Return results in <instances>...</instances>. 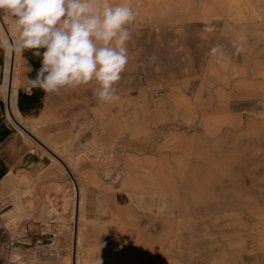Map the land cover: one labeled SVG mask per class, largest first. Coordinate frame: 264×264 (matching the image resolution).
I'll list each match as a JSON object with an SVG mask.
<instances>
[{
  "label": "rangeland",
  "instance_id": "374dc122",
  "mask_svg": "<svg viewBox=\"0 0 264 264\" xmlns=\"http://www.w3.org/2000/svg\"><path fill=\"white\" fill-rule=\"evenodd\" d=\"M136 3L120 99L99 102L89 84L80 110L83 86L69 88L67 125L38 124L45 137L65 133L62 159L76 194L34 145L48 163L42 170L60 184L38 215L35 191L16 192L29 203L23 214L15 215V201L4 205L0 224L10 218L19 255L13 264L59 257L55 244L40 254L21 247L27 217L51 218L66 231L64 264H74L73 253L79 264H264V0ZM215 45L222 60L210 55ZM149 179L159 193L141 189ZM9 183L0 199L13 194ZM169 220L184 226L187 261L162 234ZM99 241L107 245L81 249Z\"/></svg>",
  "mask_w": 264,
  "mask_h": 264
},
{
  "label": "clouds",
  "instance_id": "9594fccd",
  "mask_svg": "<svg viewBox=\"0 0 264 264\" xmlns=\"http://www.w3.org/2000/svg\"><path fill=\"white\" fill-rule=\"evenodd\" d=\"M0 16L11 20L16 49H43L32 87L51 95L95 84L99 102L120 99L116 85L129 61L130 25L137 17L132 0H0ZM210 55L222 60V45Z\"/></svg>",
  "mask_w": 264,
  "mask_h": 264
},
{
  "label": "crops",
  "instance_id": "0c3cea01",
  "mask_svg": "<svg viewBox=\"0 0 264 264\" xmlns=\"http://www.w3.org/2000/svg\"><path fill=\"white\" fill-rule=\"evenodd\" d=\"M0 18L1 20H3L2 17ZM7 21L10 25L15 39L11 20L7 19ZM1 24L3 26V23ZM5 33L9 39L11 49L13 47L15 48L14 42L10 38L9 33L7 31H5ZM0 37V191H2L4 187L9 188V184L11 185V183H9L11 180L5 177V173L9 169L15 171V215L19 213L23 214L29 204L28 202L23 200L24 198H26V196H20L18 195V193L16 194V192H18L19 190H22L24 193L26 192V194L27 192H36L34 204L37 203L38 207L36 214L38 215L39 209L44 202L45 196H52V194L50 193V188L54 184H60V182H58L57 178L52 179V170H42L43 168H46L48 166V163L42 159L45 158V156L42 155L41 152L37 151L35 147L34 153L29 152L31 150V141L28 139H23L18 133H16L14 126L11 125L10 122H8L3 113L5 107L7 106L8 108L7 93L5 95L4 81L6 45L4 43V40H2L3 37L1 35ZM42 52L43 49L39 50L40 54H37V50L17 49L15 55V49H12V60L10 59L11 70L9 72L8 82L10 86L12 82V74L14 77H17L18 84L16 88H18L19 90L18 93L20 103H16V105L19 107V111L26 122L28 130L44 146L43 147L40 144L42 151L44 153H51V155L55 154L62 160V158L65 157L62 154V150H67L65 146L69 143L67 138H63L65 133L58 131L56 134L50 137H45L42 135L40 131L41 126L38 124L42 122L46 123V125L53 126L67 125L68 121L66 109L67 105L70 104L67 101L69 88L62 89L58 94L48 95L40 88L32 87L30 85L29 81L35 80L37 73L41 68ZM81 91L82 95L79 99V105L81 108L80 110L83 109L84 86L82 87ZM14 97L15 93L12 96V98L15 100ZM57 99L59 100V102H57ZM55 175H57L56 172ZM12 181L14 182V180ZM31 194L33 198L34 194ZM2 199L3 197L0 200ZM26 212L29 213V209H27ZM53 221L54 220H51V218L47 220L44 219V221L32 219L29 217L23 219L25 225V233L20 235L19 237V240L22 242L21 247L23 249H31L35 250L36 252L37 249H39L37 252L38 254H40L43 249L48 250L49 244H55L59 249L58 260H44L42 262H37L36 264H64V256L66 255L68 237L66 236V231H62V229L54 224ZM45 228H49L50 233L44 234L43 229ZM4 241L5 237L2 233H0V264H3L2 260L4 254ZM106 242L99 241L92 245L87 244V246L84 245V248L81 249L83 251L94 249L97 246L96 244L99 243H102L105 246L107 245Z\"/></svg>",
  "mask_w": 264,
  "mask_h": 264
},
{
  "label": "bare ground",
  "instance_id": "6f19581e",
  "mask_svg": "<svg viewBox=\"0 0 264 264\" xmlns=\"http://www.w3.org/2000/svg\"><path fill=\"white\" fill-rule=\"evenodd\" d=\"M137 1L139 0H132V4L134 5ZM139 3V2H138ZM137 4V3H136ZM2 17V23L7 27L8 29V33H9V36L10 38L13 40L14 42V46H15V39H14V35L11 31V28H10V25L7 21V19L3 16H0ZM9 20V19H8ZM0 35L3 37L2 40H4V43L6 45V62H5V66H4V73H5V76H4V81H5V95L7 93V101H8V108L7 106L5 107V110H4V115L6 117V119L8 120V122H10L11 125L14 126V129L16 131V133H18L23 139H28L31 141V150L29 151L30 153H34V145L35 146H38L41 148L40 146V142L31 134V132L28 130L27 128V125H26V122L25 120L23 119L20 111H19V107L16 105L15 103V100L12 98V96L14 95L15 93V89H16V86L18 84V81H17V77H14L13 74H12V82H11V93H10V86H9V82H8V78H9V72L11 70V63H10V59H11V50L12 49H15V55H16V52H17V49L16 48H12L11 49V45H10V42H9V39L4 31V28L0 22ZM1 38V37H0ZM2 43V44H4ZM12 60V59H11ZM18 64V63H17ZM17 68V67H16ZM7 85H8V88H7ZM4 88V87H3ZM9 96H10V102H9ZM16 97V96H15ZM14 97V98H15ZM9 103H10V106H9ZM10 107V108H9ZM30 122V121H29ZM37 141H35V140ZM42 145V144H41ZM43 146V145H42ZM44 147V146H43ZM59 148V147H58ZM57 149V148H56ZM60 152V151H59ZM70 152V151H69ZM44 153V152H42ZM53 154V153H52ZM46 156H51L53 158L54 161H56L60 167L66 172L67 176H68V179H69V182L71 184V187H72V190H73V194L75 196L76 194V190H75V184L73 182V179L75 180V176L73 175V173L70 171V169L67 167V163L64 162V160L58 158L55 154H53L55 157H53V155H51V153H45ZM70 155V154H69ZM67 165H66V164ZM142 166V170H147L148 167L145 166L144 164L141 165ZM5 177L9 178L10 180H14V184H15V171H12L11 169H9L6 173H5ZM152 178V177H151ZM155 181L149 179L148 181H145V183H139V186L141 187V189H147V186H149L152 191H156L159 193V190H158V186L157 184L154 183ZM157 183V181H156ZM11 187V186H10ZM13 194L12 195H7L5 197H3L2 200H0V203L1 205H5L6 202H12V201H15V187L14 189L12 190ZM8 194V193H7ZM76 201V200H75ZM80 203V202H79ZM15 205V204H14ZM4 209V208H3ZM12 213V212H11ZM15 213V212H14ZM8 214V213H7ZM3 216V215H2ZM7 216V215H6ZM13 215H11L12 217ZM2 218V217H1ZM10 220V218H9ZM9 220H3L4 222H2V225L5 226L6 228H8L10 225H8L10 223ZM62 223V222H61ZM176 223L177 226H174L173 224ZM75 224V223H74ZM168 227L171 229L169 230ZM75 228H76V224H75ZM179 228H182L184 229V226H180L179 223H177L176 221H172V220H169L165 223L164 227L162 225V234H164L166 232V237L168 239L167 243H168V246L174 251V253L176 255H180V254H183L184 257L182 258L183 260L187 261L190 257L189 255V252L187 250V244H188V241L186 240L185 243H183V239H181V234L179 233ZM46 229V228H45ZM168 229V230H167ZM173 229V230H172ZM75 230V229H74ZM74 239V238H73ZM74 245V244H73ZM72 246V245H71ZM150 248V247H149ZM152 249V248H151ZM72 248H70V257L72 258ZM147 251V250H146ZM152 251V250H151ZM149 253V252H148ZM18 253H17V247L15 246V248L13 249V252H12V258L15 259V261L17 262L18 261ZM152 257V256H151ZM150 257V258H151ZM152 259V258H151ZM21 260H24L23 258ZM26 260V259H25ZM20 261V260H19ZM73 261H74V264H79V260H78V257L75 253V257H74V253H73ZM21 262V261H20ZM18 263V262H17ZM30 264V263H29ZM70 264H73L72 260H70ZM104 264V263H103Z\"/></svg>",
  "mask_w": 264,
  "mask_h": 264
},
{
  "label": "built area",
  "instance_id": "2783aa9c",
  "mask_svg": "<svg viewBox=\"0 0 264 264\" xmlns=\"http://www.w3.org/2000/svg\"><path fill=\"white\" fill-rule=\"evenodd\" d=\"M0 22L2 23V20L0 18ZM4 30L8 32L7 27L3 24ZM4 206L0 203V216L3 211ZM0 233H2L5 237L4 241V254H3V264H13L12 261V252L16 245V239L14 236L11 235L8 228L0 224Z\"/></svg>",
  "mask_w": 264,
  "mask_h": 264
}]
</instances>
